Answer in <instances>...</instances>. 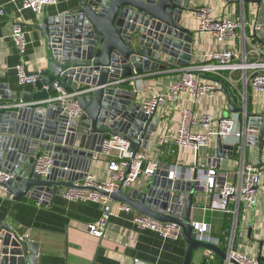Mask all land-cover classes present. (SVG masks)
Returning a JSON list of instances; mask_svg holds the SVG:
<instances>
[{
    "label": "water",
    "instance_id": "95a60500",
    "mask_svg": "<svg viewBox=\"0 0 264 264\" xmlns=\"http://www.w3.org/2000/svg\"><path fill=\"white\" fill-rule=\"evenodd\" d=\"M261 5L263 0H229ZM191 0H83L75 11L51 19L45 29L47 65L28 71L37 77L36 91H26L21 102L32 107L0 110V170L12 176L0 182L15 200L29 197L51 204L55 195L75 186L89 173L93 159L102 151L108 135L130 142L137 152L148 148L161 117L146 114L137 99V80L143 76L180 69L192 58L193 32L184 24ZM133 90L123 84L134 81ZM221 84L229 109L243 116L242 137L261 147L264 140V111L236 106L225 79ZM59 82L68 93H76L83 111L70 119L57 102H49L53 85ZM217 138V153L226 148ZM40 157L54 159L45 175L36 170ZM260 166V162L257 164ZM159 170L141 189L126 191L90 187L112 200L126 203L139 213L182 229L188 249L183 264H192L194 252L211 249L222 258L228 253L210 235L194 231L191 213L196 185L191 179H171ZM188 192L182 216L167 213L174 192ZM1 263L28 253V243L7 223L0 227Z\"/></svg>",
    "mask_w": 264,
    "mask_h": 264
},
{
    "label": "crops",
    "instance_id": "0c3cea01",
    "mask_svg": "<svg viewBox=\"0 0 264 264\" xmlns=\"http://www.w3.org/2000/svg\"><path fill=\"white\" fill-rule=\"evenodd\" d=\"M82 1L57 0L56 3L47 5L41 13H35L24 6V0H0V7L4 9V13L0 14V103H19L26 91H36L35 83L19 82L17 65L23 63L27 72L45 68L48 58L45 29L51 25V19L75 11ZM202 6L210 7L215 17L238 19L244 23L239 30L240 36L220 42L212 34L200 32L196 10ZM184 18V25L194 35L192 58L187 66L210 62L209 55L213 51L228 46L240 51V63H264V54L258 55L253 50L254 46L264 48V0L261 5L229 0H191V8L185 11ZM16 23L22 26L26 36L23 52L18 49L12 37ZM185 67L168 68L138 79V101L142 103L156 92H169L172 82L181 76ZM254 73L255 69L251 67L200 73L203 81L214 82L219 86L216 95L204 97L197 104L183 96L175 104L168 102L159 107L156 112L161 117L158 130L148 148H141L140 151L151 153L166 168L163 170H173L180 174L176 179H191L195 183L197 189L191 213L192 223H206L210 228L207 234L227 253L234 248L263 259L264 192L259 193L254 210L243 215L239 213L234 219L223 209L211 207L212 194L204 189L202 181L194 180V173L189 171L196 161L215 158L218 167L227 171L228 180L238 183L245 163L257 165L260 162L261 147L257 145V140L253 139L249 144L242 136L224 137L227 146L223 148L222 157L217 153L218 137L197 153L191 149H179L171 141V137L178 132L186 107H192L196 113L235 115L239 119L238 129H242V114L230 111L228 100L216 79L227 81L231 99L236 106L264 111V99L252 94L250 82ZM228 76L232 77V81ZM133 80L123 84V87L133 90L135 79ZM166 134L169 135L168 141L160 144L159 139ZM90 173L102 180L107 178V158L101 153L93 159ZM149 180L150 178L142 176L126 191L145 189ZM174 195L179 197L175 192ZM180 197L184 198L185 206L188 192H181ZM120 204L121 202L114 201L113 215L106 233L104 237H96L90 234L88 225L101 216L102 205L99 202L71 200L63 194L55 195L51 204L29 197L15 200L10 192H5L0 187V227L7 223L27 241L29 247L24 257L16 256L6 264H183L188 249L183 236L164 238L154 230L138 227L133 221L134 213L138 211L134 208L133 211L122 210ZM242 231H245L244 237L241 236ZM226 262L227 259L217 253L214 257L207 255L204 248L196 250L192 260V264Z\"/></svg>",
    "mask_w": 264,
    "mask_h": 264
},
{
    "label": "built area",
    "instance_id": "2783aa9c",
    "mask_svg": "<svg viewBox=\"0 0 264 264\" xmlns=\"http://www.w3.org/2000/svg\"><path fill=\"white\" fill-rule=\"evenodd\" d=\"M56 2L57 0H24V6L32 9L35 13H41L47 5ZM2 13H4V9L0 7V14ZM196 14L198 30L212 34L220 42L239 37V30L245 25L238 19L213 16L212 9L208 6L199 7ZM12 37L18 49L23 52L26 46V36L19 23L14 24ZM253 50L258 55L264 54V48L254 46ZM239 58L240 51L233 46L213 51L209 55L210 62L185 67L181 76L172 82L169 92H156L144 99L142 102L143 111L146 114H152L168 102L177 103L183 96L194 104L201 103L204 97H214L219 86L214 82L203 81L200 73H218L244 67L255 69L250 82L252 94L256 98L264 99V63H240ZM16 70L21 84L36 83L37 77L29 75L23 63L17 65ZM227 78L232 81L231 76ZM53 89L54 93L48 101L57 102L68 113L70 119H80L83 111L75 98L77 94L68 93L59 82L54 83ZM33 105L35 102H19L13 105L0 103V110L30 108ZM238 125L239 119L235 115H214L210 112L196 113L192 107H186L181 116L178 132L171 137V141L179 149H191L197 153L208 147L211 141L217 137L242 136L244 131L238 129ZM168 139L169 135L166 134L159 139V142L163 144ZM101 154L107 158V178L102 180L95 174L89 173L83 180L76 182L75 186L66 188L63 192V195L68 199L92 200L102 205L100 218L88 225V231L96 237H104L106 233L108 223L113 215L114 200L97 190L90 189V187L106 189L110 192L118 189L126 190L140 177L145 176L151 179L159 170L166 169L151 153L140 150L133 151L128 140L116 135H108L104 139ZM53 163L54 159L51 157H40L37 160L36 170L45 175ZM189 171L194 173V180L202 181L204 189L212 194L211 207H219L230 217L236 219L239 213L243 215L254 210L258 204L259 193L264 192V140L260 149V166L254 163H245L241 180L238 183L228 180L227 171L218 167L215 158L198 160L190 167ZM169 173V177L174 180L180 175L173 170H170ZM11 178L10 174L0 170V182ZM1 188L7 192L6 188ZM184 203L183 197H172L167 213L181 216L185 207ZM120 209L133 211V207L126 203H121ZM133 221L138 227L154 230L164 238L182 236V229L176 223L161 222L139 212L134 213ZM193 225L194 231L200 236L207 234L210 229L206 223L196 222ZM206 252L211 257L215 256V252L211 249H206ZM1 257L0 247V260ZM226 259V264H264V258L234 248L228 251Z\"/></svg>",
    "mask_w": 264,
    "mask_h": 264
},
{
    "label": "rangeland",
    "instance_id": "374dc122",
    "mask_svg": "<svg viewBox=\"0 0 264 264\" xmlns=\"http://www.w3.org/2000/svg\"><path fill=\"white\" fill-rule=\"evenodd\" d=\"M244 235H245V231H242L241 236L244 237Z\"/></svg>",
    "mask_w": 264,
    "mask_h": 264
},
{
    "label": "trees",
    "instance_id": "16d2710c",
    "mask_svg": "<svg viewBox=\"0 0 264 264\" xmlns=\"http://www.w3.org/2000/svg\"><path fill=\"white\" fill-rule=\"evenodd\" d=\"M214 77H217V76H215V75H214ZM217 78H218V77H217ZM222 239L224 240V239H225V237H223Z\"/></svg>",
    "mask_w": 264,
    "mask_h": 264
}]
</instances>
